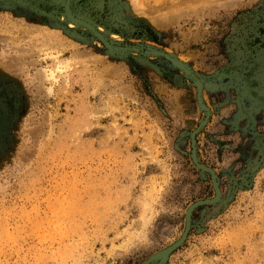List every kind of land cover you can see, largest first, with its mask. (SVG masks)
<instances>
[{
    "label": "rangeland",
    "instance_id": "obj_1",
    "mask_svg": "<svg viewBox=\"0 0 264 264\" xmlns=\"http://www.w3.org/2000/svg\"><path fill=\"white\" fill-rule=\"evenodd\" d=\"M0 0V264H264V0ZM71 24H70V23ZM168 53L189 74L163 56ZM127 47V48H126Z\"/></svg>",
    "mask_w": 264,
    "mask_h": 264
},
{
    "label": "water",
    "instance_id": "obj_2",
    "mask_svg": "<svg viewBox=\"0 0 264 264\" xmlns=\"http://www.w3.org/2000/svg\"><path fill=\"white\" fill-rule=\"evenodd\" d=\"M70 2L71 0H65V14L66 16L69 18V20L77 25V26H84L86 28H88L89 30H91L93 32V34L108 48H115L114 43L112 41L107 40L103 34L101 33V31L97 28V26H95L94 24L90 23L89 21L76 16L70 7ZM127 48V47H126ZM136 50H141L145 53H153V54H157L160 56L165 57L166 59H168L169 61H171L173 64L177 65L178 67L182 68L184 70V72L189 74L188 69L183 66L182 64H180L177 60H175L172 56H170L168 53L160 51V50H155V49H147L144 47H133ZM196 88H197V92H196V96H197V101L200 105L201 108H203L206 111V116L204 117V119L198 124V126L191 131L190 133V140H191V157L194 161V163L201 169V170H205L208 171L211 176H212V182H213V187L215 190V195L211 198H206V199H201V200H196L195 202H193L192 204H190L186 210V215H185V219H186V223H185V228L183 231V234L181 235V237L175 241L173 244H171L170 246H168L167 248H164L162 250H160L159 252L153 254L152 256H150L145 262L141 263V264H147L148 262L158 259V258H162L165 257L168 253H170L172 250H174L179 244H181L184 239L186 238L190 226H191V212L192 210L202 204H209V203H214L219 199L220 196V190L217 184V179H216V175L214 173V171L205 166L204 164L200 163L197 159L196 156V146H195V134L197 133V131L200 129V127L206 122L208 116H209V109L208 107L203 103L202 100V96H201V85L196 81Z\"/></svg>",
    "mask_w": 264,
    "mask_h": 264
},
{
    "label": "bare ground",
    "instance_id": "obj_3",
    "mask_svg": "<svg viewBox=\"0 0 264 264\" xmlns=\"http://www.w3.org/2000/svg\"><path fill=\"white\" fill-rule=\"evenodd\" d=\"M70 23V22H69ZM71 24V23H70Z\"/></svg>",
    "mask_w": 264,
    "mask_h": 264
}]
</instances>
